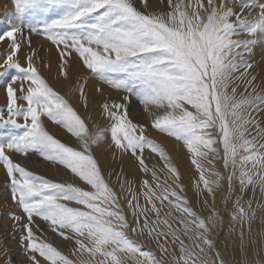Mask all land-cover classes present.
<instances>
[{
  "label": "bare ground",
  "instance_id": "6f19581e",
  "mask_svg": "<svg viewBox=\"0 0 264 264\" xmlns=\"http://www.w3.org/2000/svg\"><path fill=\"white\" fill-rule=\"evenodd\" d=\"M204 2L209 5L208 0ZM222 4L229 6L228 0ZM143 6L140 29L145 46L136 48L145 58L139 127L112 109L110 96L119 93L103 82L89 83L91 94L83 100L85 63L76 53L47 52L42 65L36 60L26 64L46 77L54 90H68L81 108L86 104L94 123L108 121L120 130L126 126L131 136L145 130L163 143L164 150L145 146L136 152L125 150V156L119 151L112 165L96 153L92 160L79 155L83 162L77 169L47 155L43 169L52 184L77 187L75 180H81L85 172L95 181L85 205L87 249L78 250L74 241L71 259L65 258L69 251L61 246L65 237L60 227L64 201L73 202L68 195H59L58 206L38 204H48L50 209L34 204L40 211L37 215L31 204L21 210L4 198L0 202V264H13L8 259L12 250L23 257L20 264H264V116L255 106L260 91L257 94L252 86L242 89L241 95L234 96L235 91L228 95L226 84L239 83L225 74L223 45L213 28L205 29L207 11L200 0H146ZM256 48L257 52L264 48V36L258 37ZM260 60L255 59L250 68L257 70ZM260 71L264 73V67ZM199 119L212 125L214 135L209 139L192 132ZM76 144L82 147L83 139ZM208 155L210 160L205 159ZM7 158L5 154L0 162V179ZM100 162L101 167L94 165ZM115 162L120 164L119 171ZM111 170L115 186L108 188L102 177L110 176ZM178 171L189 181L188 200L169 187H177ZM19 181L24 184L25 177ZM4 193L0 187V196ZM113 203L122 209L129 238L102 221L113 215L108 208ZM12 216L21 217L26 226L11 222ZM41 239L54 248L34 249Z\"/></svg>",
  "mask_w": 264,
  "mask_h": 264
},
{
  "label": "rangeland",
  "instance_id": "374dc122",
  "mask_svg": "<svg viewBox=\"0 0 264 264\" xmlns=\"http://www.w3.org/2000/svg\"><path fill=\"white\" fill-rule=\"evenodd\" d=\"M144 1L0 0V162L8 154L6 164L1 165L4 176L0 179V187L5 193L0 196V202L6 198L21 210L25 204H31L32 212L37 215L40 211L34 204L37 208L50 209L48 204H38L49 202L56 205L60 201L59 195H68L65 197L73 202L64 201L65 217L60 227V235L65 237L61 246H66L69 251L65 254L66 259H71L73 249L70 246L74 241L78 250L87 249L84 238L89 219L85 205L87 195L95 190V181L85 172L81 180H75L77 187L71 183L52 184L43 169L42 161L47 160V155L60 158L67 168L77 169L83 162L79 155L81 159L83 156L84 160H92L96 153L107 158L112 165L116 152L125 156V150L136 152L149 146L157 152L164 150L165 146L145 130L131 136L126 126L117 130L108 121L94 123L87 115L86 104L81 108V103L75 102L74 95L68 90H54L46 77L30 70L26 63L36 60L42 65L47 52L76 53L85 63L81 89L83 100L91 94L87 89L89 83L97 86L103 82L119 93L118 97L110 96L112 109L122 114V120L139 127L142 61L145 58L136 48L145 46L140 29ZM208 1L209 5H206L200 0L207 11L205 29L213 28L217 42L223 45L225 74L232 75L239 83L233 87L234 80L230 81L226 84V91L228 95L235 91L234 96H238L242 89L245 91L253 86L257 94L260 91V101L255 106L264 116V73L260 71L264 67V57L262 61L259 59L264 48H259V52L256 48L258 37L264 36V0H228L227 8L222 4L227 0ZM184 9L188 15L186 4ZM255 59L260 62L257 70H252L250 67ZM41 120L48 124L44 125ZM193 124L192 132L205 140L214 135L212 125L204 120L199 119ZM79 139H83L82 147L76 144ZM167 155L175 161L170 151ZM205 159L210 160V155ZM117 162L114 168L119 171ZM94 165L101 167V162ZM112 174L111 170L110 176L102 177L107 187L115 186L111 182ZM177 174L179 178L173 176L177 187H169L180 198L188 200L189 181L180 171ZM22 176L26 181L21 185L19 179ZM108 208L113 209V215L102 221L108 222L114 232L129 238L122 209L114 203ZM20 219L10 217L11 222L25 227L26 223ZM33 248L53 249L54 246L49 240L41 239ZM8 259L13 264L23 262V257L17 256L13 250Z\"/></svg>",
  "mask_w": 264,
  "mask_h": 264
}]
</instances>
